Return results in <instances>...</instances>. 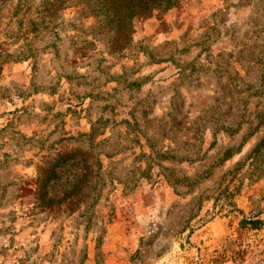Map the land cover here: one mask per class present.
<instances>
[{"label":"rangeland","instance_id":"obj_1","mask_svg":"<svg viewBox=\"0 0 264 264\" xmlns=\"http://www.w3.org/2000/svg\"><path fill=\"white\" fill-rule=\"evenodd\" d=\"M113 35L0 0V264H264V0Z\"/></svg>","mask_w":264,"mask_h":264},{"label":"trees","instance_id":"obj_2","mask_svg":"<svg viewBox=\"0 0 264 264\" xmlns=\"http://www.w3.org/2000/svg\"><path fill=\"white\" fill-rule=\"evenodd\" d=\"M173 0H79L91 7V10L101 11L103 9V19L107 22L113 32V46L124 49L129 44L132 32L133 19L147 10L160 7H170ZM49 2V1H48ZM45 3L47 9H52ZM55 3H51L54 5ZM101 8V9H99ZM68 158H63L61 162H66ZM60 164V162H59ZM55 177V175L53 176Z\"/></svg>","mask_w":264,"mask_h":264}]
</instances>
